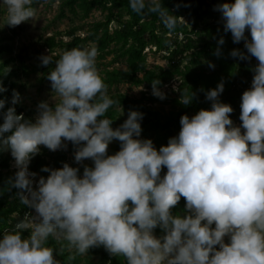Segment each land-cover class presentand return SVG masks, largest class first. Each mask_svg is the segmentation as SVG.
<instances>
[{
    "label": "clouds",
    "instance_id": "clouds-1",
    "mask_svg": "<svg viewBox=\"0 0 264 264\" xmlns=\"http://www.w3.org/2000/svg\"><path fill=\"white\" fill-rule=\"evenodd\" d=\"M4 3L9 26L36 14L33 0ZM129 3L138 14L158 13L169 30L175 29L178 17L163 0ZM216 9L224 31L247 49H233L231 55L259 61L252 87L242 95L239 126L230 116L233 107L219 100L221 81L206 92L211 109L183 115L178 136L166 146L157 149L151 139L140 138L144 113L138 110H129L114 128L105 113L116 101L96 68L95 46L72 48L55 61L47 78L59 101H42L34 122L14 106L3 112L0 151H10L18 169L10 184L22 190L19 196L36 215H26L0 236V264H61L48 245L50 237L67 241L79 254L102 245L127 264H264V0H234ZM224 43L221 37L218 44ZM41 60L53 62L51 55ZM159 84H153V94L163 99ZM6 91L0 83V92ZM194 96L183 94V104ZM19 100L14 92L12 104ZM6 103L0 99V110ZM113 140L121 147L110 155ZM65 141L76 146L78 164L90 159L94 166L85 165L82 177L80 168L68 163L45 166L41 171L50 175L37 182L29 164L40 146L56 151L67 147ZM182 197L185 211L176 214Z\"/></svg>",
    "mask_w": 264,
    "mask_h": 264
},
{
    "label": "trees",
    "instance_id": "trees-1",
    "mask_svg": "<svg viewBox=\"0 0 264 264\" xmlns=\"http://www.w3.org/2000/svg\"><path fill=\"white\" fill-rule=\"evenodd\" d=\"M54 1L51 0V2ZM225 2H234V0H163L164 7L178 17L175 29L169 30L158 13L146 11L144 14H138L131 9L129 0H61L59 20L66 19L67 13L81 21L86 20L91 12L96 10L106 15L104 20L95 23L84 37L77 36V29L72 28L66 35L69 38L67 42L57 41L56 37L39 39L41 48L49 53L53 54L58 48L61 50V55L52 57L53 62L50 65H42L41 81L48 77L54 68L55 61L65 51L95 46L98 48L96 68H103L99 74L107 85V91L122 84L143 86L145 90L141 99L134 101L123 95H109L116 103L108 109L105 116L113 120L114 128L127 119L129 110H138L144 113L140 138L151 139L157 149L166 146L171 137L178 136L183 115L187 114L191 118L201 109H211L212 101L206 98V92L216 88L221 81L224 82L225 88L219 100L233 107L234 111L230 116L234 124L239 126L242 124L240 120L242 95L244 91L252 87L254 68L259 61L254 56L251 59L241 60L231 55L233 49H240L245 53L247 49L244 47V41L234 43L231 32L224 31L222 13L216 9V6ZM205 21L211 23L204 25ZM113 23L116 24L114 29L111 28ZM9 27L14 30V26ZM246 35L251 39L250 32ZM221 37L225 40L223 45L218 44ZM149 48H151L150 52L154 49V53H160L161 57L167 61L166 69L158 71L148 69L145 50ZM218 48L219 56L216 55ZM9 52L11 47L0 45V54ZM110 57L111 61L106 63ZM27 59L25 56L17 55L0 65V83L7 89L6 92H0L1 99L7 101L5 108L0 110V124L4 122L3 112H6L9 107L14 106L17 114H23L25 119L33 113L24 105L12 104L14 92L19 93L13 78H19L20 73L23 77H28L38 71L26 64ZM16 60L18 68L9 69L10 64ZM210 63L215 67H209ZM119 66L124 67V70L119 69ZM176 81L177 90L165 93V98L161 99L153 94V84L160 83L159 88L162 91ZM191 92L195 93L193 102L184 105L182 95L191 94ZM163 100L171 104V111L168 114H162L154 107ZM118 108L123 109L124 118L118 117ZM116 141L117 144L108 149V154H115L120 150L121 144L118 140ZM71 147L70 152H75L76 146L72 142ZM40 149L29 164V170L37 173L39 178L50 175L49 172L41 171L43 167L59 169L68 160L64 152L53 156L54 151L46 146ZM9 162L10 158L0 151V236L7 231L15 230L16 224L26 215H30L33 209L19 196L22 190L10 184L16 172L12 174L9 171ZM85 165L94 166V164L86 163L82 165L73 163L70 166L79 167L82 177ZM166 172L165 167L161 175H165ZM185 204L186 200L182 197L173 209L174 213L184 212ZM29 234L28 230L23 233L25 237ZM156 234L162 235V230L157 228ZM48 245L59 253L61 264H82L83 254L69 247L67 241L63 240L59 243L54 237H50ZM70 248L72 250L67 251ZM86 254L88 257L97 259L99 264H127L123 255H111L102 245L90 248Z\"/></svg>",
    "mask_w": 264,
    "mask_h": 264
},
{
    "label": "rangeland",
    "instance_id": "rangeland-1",
    "mask_svg": "<svg viewBox=\"0 0 264 264\" xmlns=\"http://www.w3.org/2000/svg\"><path fill=\"white\" fill-rule=\"evenodd\" d=\"M60 3L61 0H55L51 2V0H33V7L36 9V14L34 18L29 19L28 21L22 22L21 24L14 26V30H11L9 25L6 24V13H7V5L4 3V0H0V45H8L11 47V52L0 54V65L4 63V61L15 58L17 55H22L27 57L26 64L30 68H36L37 73L30 74L28 77H23L21 73L19 74V78L14 77L13 80L16 82V89L19 91L20 100L17 104H21L27 107L28 110L33 111L32 115L28 118V120H32L33 122L36 119L38 114L37 108L38 105L42 101H47L50 104H53L59 101L58 94L52 89L51 81L48 78H43L40 69L43 68L42 56L51 55L55 57L56 55H61V50L58 48L56 52L53 54L49 53L47 50L42 49L40 46L39 39H46L48 37H56V40H63L67 42L69 38L66 36L67 33L72 29H77V36H86L89 33L91 27L98 22H102L105 18L106 13L104 14L100 10H96L91 12L89 17L86 20H78L77 18H73L70 14H66L68 17L66 19L59 20L58 15L60 11ZM211 23L210 21H205L204 25ZM116 24H112L111 28L114 29ZM151 48L145 50L147 53V65L150 70H159L167 68V61L161 57L160 53H154V49L150 52ZM111 57L106 60V63L111 61ZM18 61L12 62L9 66V69L16 70L18 67ZM55 67V63H54ZM116 67V66H114ZM112 67H110L111 69ZM98 69V68H97ZM103 68L98 69L100 72ZM109 69V68H108ZM119 69H123L124 67L119 66ZM141 77V76H140ZM252 86V84H251ZM178 87L177 81L171 84L170 86H166L162 92L170 93V90L176 91ZM145 90L143 86L134 87L127 84H122L117 87H113L107 91L108 95H123L129 98L130 100H140L142 97V93ZM1 99V97H0ZM155 109L162 114H168L171 111V104L166 101H161L158 104L154 105ZM118 117L124 118L125 113H122L121 108H118ZM67 147L60 148L54 151L53 156L60 152L66 153L68 160L66 163L69 165L73 163H77L74 159V153L70 152L71 141H65ZM117 144L116 140H113L108 149H111ZM41 148H45V146L41 145ZM3 154L10 158L9 162V171L14 174L18 171L15 163L14 157H12L10 151H3ZM83 163L93 164L90 159H86ZM82 163V164H83ZM78 164V163H77ZM79 164V165H82ZM6 172V171H5ZM35 180L38 182L39 176L35 177ZM25 194H27L25 192ZM182 212L181 214H183ZM32 216L36 215L35 209H32ZM59 243L63 241L61 238L54 237ZM70 248L67 251H71ZM57 260H59V253H54ZM82 264H86L91 262L92 264H99V261L95 258L88 257L87 254H83L81 256Z\"/></svg>",
    "mask_w": 264,
    "mask_h": 264
}]
</instances>
